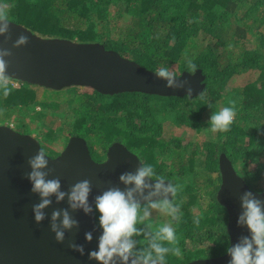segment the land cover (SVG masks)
I'll use <instances>...</instances> for the list:
<instances>
[{"label":"trees","instance_id":"1","mask_svg":"<svg viewBox=\"0 0 264 264\" xmlns=\"http://www.w3.org/2000/svg\"><path fill=\"white\" fill-rule=\"evenodd\" d=\"M0 3L9 5L11 21L42 38L100 43L148 70L166 66L175 70L177 76L184 71L192 73L187 68L188 60L196 64L205 77V89L197 97H162L139 92L104 95L91 89L92 95L73 94L68 99L74 116L71 123L66 112L59 111L57 101L52 105L54 109L40 107L35 112L43 117L40 119L49 117L48 110L53 111V119L63 118L68 135L83 138L90 153L91 149L96 152L94 137L99 139L97 146L104 153L113 143L125 145V140H131L136 149L138 145L154 148V142L160 144V149L154 150L155 157L162 159L154 164L156 174L180 183L178 179L187 178L190 173L191 182L184 193L189 195L188 204L197 203L202 213L198 223L186 213L176 223L183 255H169L167 264H185L225 254L229 248L228 214L217 200L221 155L232 161L236 173L250 188L264 191V0H0ZM125 19L128 21L124 22ZM81 24L85 27H80ZM250 34L253 40L248 41ZM243 72H252L244 79L243 88L224 93L225 87ZM20 88H12L7 96L9 101L24 92ZM28 91L36 96L33 90ZM232 100L236 102L237 115L230 129L211 132V115ZM37 106V103L23 105L32 110ZM165 122L202 134V144L192 140L182 145L183 137L164 139ZM64 138L61 137L63 145L69 140ZM180 148L190 155L184 163L182 153L183 171L173 172L168 166L174 165ZM129 150L135 153L132 148ZM137 151L135 155L141 160ZM197 160L200 162L196 163ZM98 216L96 212L97 224ZM185 237L205 246L187 251ZM135 239L138 248L148 247L143 235Z\"/></svg>","mask_w":264,"mask_h":264},{"label":"water","instance_id":"2","mask_svg":"<svg viewBox=\"0 0 264 264\" xmlns=\"http://www.w3.org/2000/svg\"><path fill=\"white\" fill-rule=\"evenodd\" d=\"M13 41L21 34L30 39V44L19 50L13 49L8 75L15 81L45 89L63 90L69 87H84L104 95L139 92L162 97L186 96L185 90L168 89L166 82L155 76V71L142 67L137 62L107 50L100 43H79L60 38H42L13 21ZM3 38H0L2 42ZM11 48V44L5 45ZM180 81L189 80L193 87L191 97H197L205 89V77L201 70L185 71L177 76ZM43 150L38 140L29 134L15 131L11 126L0 125V264H98L87 253L97 249L99 228L95 214L85 215L82 210L72 213L80 222L79 230L66 233V241L60 244L50 229V217L54 209L67 208V200L46 210L47 219L37 224L32 205L39 196L32 192V184L25 173L30 171L27 159ZM49 166L61 179L62 189L82 179L93 181L90 203L110 184H119V176L125 171H135L141 161L127 147L113 143L107 151L106 160L95 161L85 140L73 136L57 157L49 155ZM221 184L217 192L218 202L228 214L227 232L229 247L248 235L246 227L238 226L242 211L239 196L251 191L264 200V191L250 189L239 177L225 154L219 160ZM52 178V177H49ZM123 188V185H120ZM71 211V210H70ZM93 232V241L87 242L85 233ZM69 241L85 246L81 256L68 247ZM228 251L220 256L194 260L185 264H229Z\"/></svg>","mask_w":264,"mask_h":264},{"label":"clouds","instance_id":"3","mask_svg":"<svg viewBox=\"0 0 264 264\" xmlns=\"http://www.w3.org/2000/svg\"><path fill=\"white\" fill-rule=\"evenodd\" d=\"M11 25L9 5L0 3V38H3L0 42V93L4 97L9 96L17 84L8 75L13 49L19 50L30 44L29 37L23 33L13 41ZM9 43L11 48L5 47ZM187 68L192 73L197 71L196 64L191 60L187 61ZM154 74L159 80L166 82L168 89L185 90L188 97L192 96L194 90L191 82L180 81L175 70L160 66ZM236 115V102L229 101L228 106L211 115L210 131L227 132ZM27 134L41 142L33 133ZM41 145L43 146L42 143ZM27 164L30 171L25 173L26 178L32 184V192L39 196V202L32 205L37 224H42L48 218L46 210L52 206L53 197L56 204L67 200L68 207L54 209L50 217V229L58 243L63 244L66 241V233L79 230L80 222L72 213L82 210L89 216L99 213L98 226L102 232L98 237V247L87 253L88 258L98 264H167L166 258L169 255H183L176 228L171 222H179L181 219L183 207L176 202V197L182 191L183 185L167 181L163 175H157L153 165L141 163L135 171L121 173L119 184H110L94 197L93 207V203H90L93 191L91 179L78 180L65 191L62 189L61 179L54 175L55 169L50 168L45 151L40 150L29 157ZM231 164L234 168L232 161ZM217 179H222L220 170ZM120 185L124 187L121 188ZM239 200L242 211L237 223L239 227H246L249 234L240 236L238 242L228 248V255L231 257L229 264H264V200L257 198L251 191L243 192ZM153 211L170 217L171 221L154 223ZM184 212L194 217L197 223L201 220L202 213L195 216L187 208ZM141 235L147 240V248H138L135 237ZM85 239L91 243L93 232H86ZM68 247L81 256L85 255L83 244L69 241Z\"/></svg>","mask_w":264,"mask_h":264},{"label":"rangeland","instance_id":"4","mask_svg":"<svg viewBox=\"0 0 264 264\" xmlns=\"http://www.w3.org/2000/svg\"><path fill=\"white\" fill-rule=\"evenodd\" d=\"M127 21L128 20L126 19L124 20V22H127ZM80 27L84 28L85 25L81 24ZM251 40H253V36L250 34L248 36V41H251ZM251 75H252V72H249V73L243 72L240 75L236 76L235 79H233L228 84V86L225 87L226 90L224 91V93L226 92L228 93L230 91H235V90H241L243 88V85L245 84L244 79L248 78ZM251 79H254V78L251 77ZM34 87L36 86L35 85L31 86L30 84H27V83L17 82L14 88H20L21 91L24 89L23 90L24 92H22V94H18L14 96L12 101H9L8 97H4L3 95L0 96V125H12L11 127H13L14 130L21 132L22 134H27V133L32 134L33 133L41 141L39 142L40 145L41 143L43 144V146L41 145L43 151H45L47 155H51V153L53 152L62 151V149H64V147L66 146V144L63 145L61 137H65L64 141H67L68 139L69 140L71 139V136L68 135L69 133L66 131L65 126L63 125V120H64L63 118L53 119L51 117L53 116L52 110H48L47 116L49 117H46L44 119H40L43 117H40L35 111L41 110L42 107L45 110L54 109L52 105L54 104V102L57 101L60 103V107H61L59 111H62V110L65 111L67 114L66 119L69 120V123H71L74 116L71 115L70 106L72 107V105L71 104L70 106L68 105L69 103L68 99L72 97L73 94H77V95L91 94L92 95L93 92L91 89L84 88V87H69L63 90H51V89H45V88L42 89L40 87L34 89ZM28 89L33 90L36 96L33 93H29L30 91H28ZM36 103L38 104L37 106L38 108L36 107L35 110L23 107L24 104L35 106ZM67 130L70 132V135H71V130L70 129H67ZM176 136L183 137L182 145H187V143H189L188 141H192V140L194 142H200L199 145H201L204 139V136L202 134L194 132L189 127L179 126L176 124L165 122L163 138L166 140H170ZM58 138L60 139L57 140ZM98 140L99 139H97L96 137H94L93 139L94 144L96 145L94 148V150L96 149V152H94L93 149H91V154L94 157L92 158L94 160L95 159L97 160V157L103 154L101 152V148L97 146ZM124 144L127 145L129 148H132L133 151H135V153L137 154H138L137 150H139L140 151L139 154L142 157L141 160H146L145 164H147V161H148V164H150V160H151V165L154 166L155 162L158 161L157 157H155L154 155V150H156V147L160 149V146H159L160 144H157L155 142L154 144L152 143L154 148H148L147 146L138 145L137 149L134 147V145H132L131 140H125ZM50 150H56V151L51 152ZM183 152L184 151L182 150L178 151L179 154H182ZM185 153H186L185 157L187 158V156H189L190 153L189 151H186ZM146 157L148 159H146ZM197 162H200V160H197ZM195 170L196 172H199V169H195ZM188 176L191 177V174L190 173L187 174V179H184L185 183L182 184L183 188H182V191H180V194H179L180 202L178 203H180V206L183 207V210L187 208L188 210H190V213H193L195 216H199L201 212L197 208L198 204L197 203L193 205L188 204L189 195L187 192L184 193V189L187 186V183L191 182ZM152 220L154 223L159 224L163 222H169L171 221V218L161 213H158L156 211H153ZM171 222L175 223L176 221H171ZM141 227H143V225H141ZM187 245H188L187 251H190V250L198 251V250H201L203 246H205V244L199 245L195 241H191V240H188Z\"/></svg>","mask_w":264,"mask_h":264},{"label":"flooded vegetation","instance_id":"5","mask_svg":"<svg viewBox=\"0 0 264 264\" xmlns=\"http://www.w3.org/2000/svg\"><path fill=\"white\" fill-rule=\"evenodd\" d=\"M174 138H182V136H176V137H174ZM158 139H160V137L158 138ZM63 150V149H62ZM179 150H182V151H184L183 150V148H180ZM178 150V151H179ZM51 152L52 151H56V150H50ZM108 151V150H107ZM107 151L105 152V153H103V154H101L100 156H98L97 157V160L95 159V161H97V162H103V161H105L106 160V157H107ZM61 152V151H60ZM60 152H53V153H51V155H49V156H51V157H57L59 154H61ZM160 152V151H159ZM183 155H184V159H183V161H184V163H186L188 160V156H187V158L185 157V155H186V153H185V151L183 152ZM180 156L182 157V154H179V153H177L176 154V157H177V160L175 161V163H174V165L172 166V165H170V166H168V168H169V170H171V171H173V172H176V171H178L179 169L180 170H182L183 171V168H181V166H183L182 165V162H181V159H180ZM158 159V162H162V159L160 158V156H159V158H157ZM141 161V163H144L145 162V160H140ZM198 163V162H197ZM167 164H170V161H167ZM196 166V165H195ZM180 178H182V179H178L179 181H180V184H183V182H184V179H187L185 176H183V177H180ZM185 183V182H184ZM181 210V209H180ZM185 212H184V210H181V219H180V221L182 220V218H183V214H184ZM173 223V222H172ZM176 223H178V222H175V223H173V227H175L176 225H178V224H176ZM185 224L187 225V222L185 221ZM185 224H183V225H185ZM188 240H190V239H188V238H186L185 237V240H184V242L186 243V242H188ZM192 241V240H191Z\"/></svg>","mask_w":264,"mask_h":264}]
</instances>
